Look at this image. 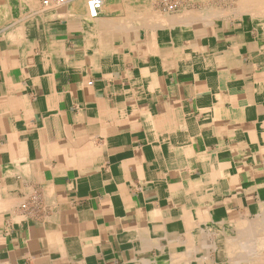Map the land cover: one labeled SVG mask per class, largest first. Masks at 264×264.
<instances>
[{
	"label": "crops",
	"instance_id": "obj_1",
	"mask_svg": "<svg viewBox=\"0 0 264 264\" xmlns=\"http://www.w3.org/2000/svg\"><path fill=\"white\" fill-rule=\"evenodd\" d=\"M254 7V21L222 15L198 40L140 27L106 43L85 13L9 10L0 264H192L183 239L197 234L198 206L223 220L264 201V5Z\"/></svg>",
	"mask_w": 264,
	"mask_h": 264
},
{
	"label": "bare ground",
	"instance_id": "obj_2",
	"mask_svg": "<svg viewBox=\"0 0 264 264\" xmlns=\"http://www.w3.org/2000/svg\"><path fill=\"white\" fill-rule=\"evenodd\" d=\"M99 1V10H96V15H92L89 0H0V16L4 17L9 13L3 19L0 17V21L10 20L9 10L14 7L18 11L13 14V19L17 20L66 8L81 17L85 13L88 22H101L98 24L104 31V43L112 35L122 32L136 38L140 27L146 29L147 35L151 36L164 29L168 36L178 37L185 42L195 38L186 37V30H194L197 35L195 39L198 40L197 38L208 34V28L222 15H240L252 22L255 17L260 16V13L255 12L254 4L260 2L264 5V0ZM121 10H126L124 15L118 13ZM197 212L200 214V220L195 225L197 234L183 239V261H192V264H264V201L251 206L246 213L232 211L223 220H211L212 211L201 206H198ZM205 216L209 219H205Z\"/></svg>",
	"mask_w": 264,
	"mask_h": 264
},
{
	"label": "built area",
	"instance_id": "obj_3",
	"mask_svg": "<svg viewBox=\"0 0 264 264\" xmlns=\"http://www.w3.org/2000/svg\"><path fill=\"white\" fill-rule=\"evenodd\" d=\"M100 1L99 0H89L90 10L92 15H96V10H99L100 8ZM93 4L95 7H93Z\"/></svg>",
	"mask_w": 264,
	"mask_h": 264
},
{
	"label": "rangeland",
	"instance_id": "obj_4",
	"mask_svg": "<svg viewBox=\"0 0 264 264\" xmlns=\"http://www.w3.org/2000/svg\"><path fill=\"white\" fill-rule=\"evenodd\" d=\"M217 1V0H216ZM220 1H222V0H220Z\"/></svg>",
	"mask_w": 264,
	"mask_h": 264
}]
</instances>
